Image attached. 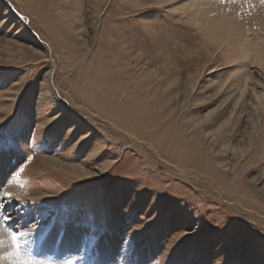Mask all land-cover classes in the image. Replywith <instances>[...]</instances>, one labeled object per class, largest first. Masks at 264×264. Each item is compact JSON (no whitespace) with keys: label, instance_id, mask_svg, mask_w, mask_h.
<instances>
[{"label":"rangeland","instance_id":"1","mask_svg":"<svg viewBox=\"0 0 264 264\" xmlns=\"http://www.w3.org/2000/svg\"><path fill=\"white\" fill-rule=\"evenodd\" d=\"M168 2L0 0V128L20 130L27 142L36 126L42 150L28 151L34 160L17 184L28 202L15 226L29 233L22 254L83 264L78 252L94 249L104 226L69 221L65 205L95 198L108 218L104 264H153L181 231L188 234L165 264H264V172L249 173L254 159L264 160V70L246 63L247 92L225 89L232 66L196 28L176 23L173 13L184 16L187 3L173 13L158 7ZM216 11L236 23L243 17L250 39L262 33V0H222ZM213 109L210 129L224 120L231 128L218 147L196 129ZM97 122L126 143L90 156L106 143ZM6 154L21 157L19 165L26 157L19 146ZM97 165L99 174L85 175ZM11 230L0 224V257L13 250Z\"/></svg>","mask_w":264,"mask_h":264},{"label":"snow or ice","instance_id":"2","mask_svg":"<svg viewBox=\"0 0 264 264\" xmlns=\"http://www.w3.org/2000/svg\"><path fill=\"white\" fill-rule=\"evenodd\" d=\"M188 2L189 0H169L168 3L158 5V7L165 8L170 6V11L172 12V9H177L178 5L185 4ZM192 2L196 3L199 6V9L196 12V15L192 16L191 19L187 18V14L181 16L179 11L175 13L172 12L177 17L176 19L177 24L189 25L193 28L199 29L201 28V24L199 22L200 17L205 16L206 14H210L211 17L213 18L217 17L218 12L216 11V9H218L222 4V0H192ZM262 3H264V0H262ZM145 7H152V6L145 5ZM19 18L23 23L25 22L22 17ZM241 22H243V17H241ZM234 30H235V23L230 22L229 20H222L217 28V31L223 34L225 37L231 35V33ZM250 55L256 57L255 65L258 66L260 69L264 70V47H262L260 51L256 53H252ZM245 60H248L249 63H251V60H249L248 56L245 57ZM212 71H215V69H212ZM41 93L42 94L44 93L43 86ZM52 95H55L54 90H52ZM215 111L216 110L213 109L212 111L207 112V114L204 116V121L210 120V118L213 117ZM93 126L97 129V131L100 132L101 136L104 138L106 143L99 144L94 150V152L89 154L90 156L98 154L99 152L103 151L105 148L116 149L117 147L120 146L121 143H126L124 141L113 140L109 138L105 134V131H102V127H106V125H101L99 122H97V124H93ZM226 126H229V120H224L223 123H221L220 126L215 129V131L217 133H221L223 130V136L227 137L229 132L231 131V128L230 126L229 127ZM45 127L46 124H43V126L40 129L39 136ZM84 135L87 136L88 133H85ZM209 135H211V133H209ZM36 136H37L36 126L33 128L30 136L27 139V142H25L22 139V133L20 130H9V129L0 128V153L6 154L16 146L23 148L26 153V157L23 163H21L19 166H17L14 169V171H12L9 179L5 184L0 185V224H6L8 225L9 228L13 229L9 233L13 250L5 252L3 254V257L0 258L10 260L11 264H42L41 261H37L33 259L30 253L22 254L21 237H26L29 235V233L25 231H21L19 228L15 227L18 219L27 213L28 209L23 208L22 206L28 202L21 200V198L19 196H16L13 191L3 190L7 183L21 184L20 175L25 171L24 164L26 162H31L34 160L33 155L27 154L28 151H32V152L42 151L38 147ZM83 138L84 137H81V139ZM25 145L27 146V150L24 147ZM120 158L122 159L123 157L121 156ZM119 162L120 161L115 158L112 159V166L115 167ZM100 171L101 170L97 165L96 167H93L92 171L86 172L85 175L92 176L93 173L99 174ZM259 172H264V160L258 161L257 159H254L253 163L249 165V173L251 174V173H259ZM21 187H23L22 184ZM182 199L189 201L196 209H201L204 207L203 204H198L195 201L189 200L187 198H182ZM94 201L95 198L89 200L79 199L69 202L67 205H65L66 218L69 221L84 223V222H96L97 220H99L101 224L104 226L100 232V235L95 239L94 249L90 250L89 248L85 247L78 252L79 255L77 259L82 261L83 264H104L103 244L101 238L104 232L107 231L108 218L106 214L103 212V210H101ZM38 203L39 202L36 201L31 202L32 205H36ZM208 203L211 205H215L217 202L211 199V197H209ZM148 219H151V217H148ZM21 227H23V225ZM179 233L180 234L175 239L174 236L172 237L169 246L166 249V252L161 255L164 257V259L162 260L157 259L153 261V264H165V261L167 259L166 253L170 251L171 248L175 247V244L188 234L187 231H181ZM0 243H2V241H0ZM216 264H222V261L217 260Z\"/></svg>","mask_w":264,"mask_h":264},{"label":"bare ground","instance_id":"3","mask_svg":"<svg viewBox=\"0 0 264 264\" xmlns=\"http://www.w3.org/2000/svg\"><path fill=\"white\" fill-rule=\"evenodd\" d=\"M219 8L217 10H219ZM198 9L199 8H198L197 4L192 2V0H190V3H187V5H186L185 15L187 14V18L191 19L192 16L196 15V12L198 11ZM254 19H252V20H254ZM222 20H229L230 22H234L233 20H231V18L227 17V15H224L223 13L218 12V16L215 18L211 17L210 14H206L205 16H202L199 19V22L201 24V28H199V29L196 28V29L202 35V37L205 38V40L208 42V44H210L216 50L220 49L219 55L227 63V66H229V67L232 66V70L230 72V77L233 79V81L232 80L228 81L225 84V89L226 88L229 89V87L233 86V87H235L237 93H239L240 96H243L247 92V85H248L244 81L246 80L248 82V79H249V76L247 74L248 71L245 68L246 67L245 64L249 63V61L245 60V57L248 56L249 60H251V62H253L255 64L256 57L252 56L250 54L256 53V52L260 51L262 47H264V17L257 18V21L255 22L256 25L258 27H260L262 33H260V32L255 33V36L252 39H250L246 35V33L242 30V29L246 28L245 27L246 24H244L242 22L238 23L239 21H237V23H236V21L234 22L235 23V30L231 33V35L225 37L223 34H221L217 31V28H218V26ZM212 69L216 70V68L212 67L209 72H213ZM220 88L221 89L223 88V84L221 85ZM238 98H240V97H238ZM217 119H218V115L211 118L208 121H204V117L202 119L198 120L200 122L203 121L201 124L197 123L199 125H198V127H196V129L198 128L197 131L199 134L203 133V135H204L203 139L205 137L204 133H207L206 134L207 136L209 135V133L211 132V131L209 132V129H210V127H213L216 124ZM195 122H196V120H193L191 124L195 126ZM219 126H220V124L217 127H219ZM210 130H212V132H211V135H209V136H211L213 138L215 137L214 142H213L214 146L218 147V146H221L222 144L225 143L224 141L227 138L223 136L222 132L217 133L215 131V129H210ZM191 144H192V142H191ZM192 145H194V144H192ZM219 148H217V149L219 150V152L221 151V153L227 151V149H225L226 147H222L225 150H223L221 148L219 149ZM238 148L239 147L236 146V144H235V147H232L231 149L229 148V150L235 152V151H237ZM179 149L181 150V152L183 154H186L187 156L191 155L189 153L190 148L187 147L185 143L181 142ZM192 149H194L193 146H192ZM8 156L9 155L4 154V153H2L0 155V185H3L7 182L12 171H14V169L19 165V163L21 162V159H22L21 157L12 158L14 155H10L9 157ZM11 158H12V161L10 162ZM197 162H200V159L197 160ZM195 163H196V161H195ZM104 168H106L105 165H104ZM249 182H251V184H255L256 178L250 180ZM3 190L4 191H13L16 196L20 194V187L17 186L16 183H7Z\"/></svg>","mask_w":264,"mask_h":264}]
</instances>
